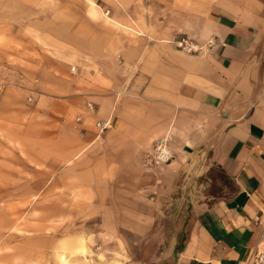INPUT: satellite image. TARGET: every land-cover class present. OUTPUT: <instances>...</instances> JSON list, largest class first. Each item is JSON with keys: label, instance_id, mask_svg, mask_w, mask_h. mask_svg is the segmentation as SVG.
<instances>
[{"label": "crops", "instance_id": "0c3cea01", "mask_svg": "<svg viewBox=\"0 0 264 264\" xmlns=\"http://www.w3.org/2000/svg\"><path fill=\"white\" fill-rule=\"evenodd\" d=\"M105 4L87 15L101 33L79 41L75 71L54 73L50 94L39 79L34 93L76 113L62 143L100 193L89 235L100 224L123 243L162 224L171 264H247L264 214V0ZM183 37L212 45L189 54ZM99 121L110 122L101 135ZM166 137L172 161L147 167Z\"/></svg>", "mask_w": 264, "mask_h": 264}, {"label": "rangeland", "instance_id": "374dc122", "mask_svg": "<svg viewBox=\"0 0 264 264\" xmlns=\"http://www.w3.org/2000/svg\"><path fill=\"white\" fill-rule=\"evenodd\" d=\"M105 2L0 0V264L172 263L162 224L143 235L127 232L123 243L103 237L100 224L89 235L90 220L101 215L100 193L87 181L86 160L68 164L73 151L62 143L76 113L62 100L34 95L39 79L50 94L58 84L54 73L60 78L75 71L69 61L79 55V41L85 35L98 40L101 33L87 15ZM58 130L66 138L58 140ZM55 140L60 144L53 146ZM81 238L87 252H74Z\"/></svg>", "mask_w": 264, "mask_h": 264}, {"label": "built area", "instance_id": "2783aa9c", "mask_svg": "<svg viewBox=\"0 0 264 264\" xmlns=\"http://www.w3.org/2000/svg\"><path fill=\"white\" fill-rule=\"evenodd\" d=\"M176 45L182 51H185L189 54H195L205 50L206 46L210 47L212 45V42H209L208 45L201 46L199 43L183 37L176 41ZM96 127L100 133H103L110 128V122L99 121L96 123ZM168 142L169 139L167 137L160 138L155 142L152 151L147 155L146 165H162L168 164L172 161L173 154ZM257 221L262 226V231L259 241L252 250L247 264H264V214L259 217Z\"/></svg>", "mask_w": 264, "mask_h": 264}, {"label": "bare ground", "instance_id": "6f19581e", "mask_svg": "<svg viewBox=\"0 0 264 264\" xmlns=\"http://www.w3.org/2000/svg\"><path fill=\"white\" fill-rule=\"evenodd\" d=\"M75 248H76V251L78 252H86L87 250V246L85 244V240L84 239H80L77 244H75ZM118 264H123L122 262H119Z\"/></svg>", "mask_w": 264, "mask_h": 264}]
</instances>
